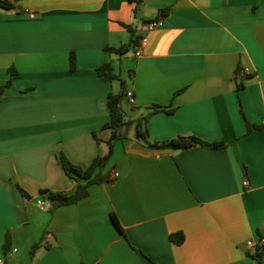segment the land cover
Returning <instances> with one entry per match:
<instances>
[{
    "label": "crops",
    "instance_id": "obj_1",
    "mask_svg": "<svg viewBox=\"0 0 264 264\" xmlns=\"http://www.w3.org/2000/svg\"><path fill=\"white\" fill-rule=\"evenodd\" d=\"M8 1L0 6V86L12 80L0 92V264H264L246 245L264 236V0H141L136 11L130 0ZM135 37L123 54L106 49ZM104 62L118 78L97 74ZM241 67L250 72L235 75ZM120 79L135 98L131 117L165 109L146 123L151 139L224 145L151 147L133 124L113 141L103 167L110 179L50 211L41 189L71 192L87 181L67 175L60 156L86 167L107 153L111 129L101 126ZM179 231L177 244L170 234Z\"/></svg>",
    "mask_w": 264,
    "mask_h": 264
},
{
    "label": "trees",
    "instance_id": "obj_2",
    "mask_svg": "<svg viewBox=\"0 0 264 264\" xmlns=\"http://www.w3.org/2000/svg\"><path fill=\"white\" fill-rule=\"evenodd\" d=\"M130 1L135 4L134 10L136 11L141 4V0H130ZM0 6L9 8L12 7L13 5L8 0H0ZM164 14L165 11L163 12V15ZM124 25L126 28L130 30L131 33L135 34V29L131 25L129 24H124ZM136 42H137V37L132 38L131 42L129 43H122L118 47L107 46L106 49H108L111 52H116L117 54H123L129 51L131 47L135 45ZM69 60H70L71 68L74 67L75 57L72 53L70 54ZM13 70L14 69H11V73L13 72ZM96 72L98 75L102 76L105 80H112L118 78V76L113 72V68L110 62H104L98 65L96 67ZM11 82L12 80L8 79L5 83H3L0 86V92H2L5 87L9 86ZM120 82H121V89L118 92L110 91L107 94V106L109 108L110 119L108 122L104 123L101 126V128L111 129V135L107 140L108 143L107 153H105L104 155L95 156L91 161V163L86 167H82L80 165L72 163L64 155L60 156L62 167L64 171L67 173V175L77 180L82 178V179H86L87 181L85 183L78 182L76 184L75 189L71 192L41 189L40 192L45 195L46 199L49 202L50 211H53L55 208L61 205L77 203L79 200H81L83 197H85L88 194L87 186L89 185V183L92 182L99 183L104 180L110 179L109 172L108 171L103 172V167L106 165L110 157V154L112 152L113 141L117 138L127 137L128 136L127 131L133 124H135L136 126V132H135L136 138L144 145L151 147L183 149V148H189L196 144H209L215 147H221L224 145L222 141L209 142L195 135H178L176 137L162 141H156L151 139L146 123L152 114L165 109L160 105L153 104L148 107L149 109L144 115L138 117L137 119L131 117L122 104L124 97H126L125 95L127 91L125 89V82L122 79H120ZM23 193L26 194L24 191ZM26 195L28 196V194ZM111 220L115 228L121 234H123V229L114 212L111 213ZM170 239L178 244L184 240V235L181 231L171 233ZM40 245H41L40 242H35L31 246L30 249L31 257L34 256L36 249ZM263 255H264V246L261 247L260 249H256L255 252L253 253V256L260 260Z\"/></svg>",
    "mask_w": 264,
    "mask_h": 264
},
{
    "label": "built area",
    "instance_id": "obj_3",
    "mask_svg": "<svg viewBox=\"0 0 264 264\" xmlns=\"http://www.w3.org/2000/svg\"><path fill=\"white\" fill-rule=\"evenodd\" d=\"M30 17H34L35 13L34 12H28ZM160 23V20H152L151 22L147 23V28L148 29H152L155 28L158 24ZM144 41V38L141 39V42ZM135 55L138 56L141 53V49L140 47L136 48L134 51ZM250 72L248 67H241L238 68L235 72V75L237 76H245ZM126 99L128 101V104L133 105L135 103V98L134 95L132 93V91H126ZM118 175V172L114 171L112 174V177L115 178ZM248 181L245 179L243 180V185H247ZM35 203L36 205L40 208V209H44L45 206V202L42 198H36L35 199ZM246 245L247 247L251 248L253 251H255L256 249H260L261 247L264 246V236H259L256 239L250 238L246 241ZM16 249L14 248L13 251H15ZM2 262V260L0 259V263Z\"/></svg>",
    "mask_w": 264,
    "mask_h": 264
},
{
    "label": "rangeland",
    "instance_id": "obj_4",
    "mask_svg": "<svg viewBox=\"0 0 264 264\" xmlns=\"http://www.w3.org/2000/svg\"><path fill=\"white\" fill-rule=\"evenodd\" d=\"M125 98V97H124ZM122 104L124 106V108L128 111V107H133V105H130V104H127V107H126V104H125V100L123 99L122 101ZM139 117V114L136 115V117L134 116V118H138Z\"/></svg>",
    "mask_w": 264,
    "mask_h": 264
},
{
    "label": "water",
    "instance_id": "obj_5",
    "mask_svg": "<svg viewBox=\"0 0 264 264\" xmlns=\"http://www.w3.org/2000/svg\"><path fill=\"white\" fill-rule=\"evenodd\" d=\"M129 110H132L130 107H128V112H129ZM179 150V149H178Z\"/></svg>",
    "mask_w": 264,
    "mask_h": 264
}]
</instances>
